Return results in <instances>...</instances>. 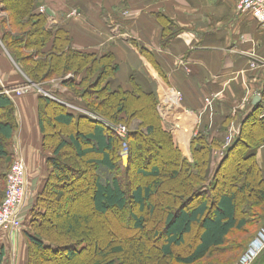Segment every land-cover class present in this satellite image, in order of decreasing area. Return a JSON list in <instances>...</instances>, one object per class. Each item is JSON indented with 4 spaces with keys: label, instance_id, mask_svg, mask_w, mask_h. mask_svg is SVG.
Here are the masks:
<instances>
[{
    "label": "trees",
    "instance_id": "obj_1",
    "mask_svg": "<svg viewBox=\"0 0 264 264\" xmlns=\"http://www.w3.org/2000/svg\"><path fill=\"white\" fill-rule=\"evenodd\" d=\"M40 6V0H0V13L7 15L0 17V39L24 75L21 84L32 82L42 85L53 78H62L71 73L75 78L81 76V80H67L65 85L71 94L86 103V109L112 123L127 121L135 128L130 127L126 141L112 131V135L108 133L103 125L91 117L78 115L57 100L39 96V129L43 138L41 148L50 151L51 155L46 161L48 175L45 183L35 194L34 205L22 222L29 245L28 264H72L75 259L84 256L87 250L92 251L84 258V264H117V259L113 258L115 255L129 256L128 261L119 257L118 261L122 260L125 264H197L208 258L214 250L223 248L234 231H243L248 225L247 218L239 210L247 197L253 198L252 201L257 205L264 203V175L253 154L264 144V118H259L261 110L244 123L240 136L233 141L212 178L213 187L210 186V190L214 194H208L206 185L210 181L212 152L222 146L223 140L210 141L204 134L196 135L191 142L193 162H190L183 156L173 134L164 125L156 94L146 93L135 83L133 91L122 88L113 91L108 81L118 72L114 54L75 49L70 31L64 26H50L48 16L39 11ZM8 25L11 31L5 32ZM48 108L53 114L50 118L48 116V121L53 119L60 127L69 129H59V133L55 134L58 140L53 149L50 148L52 141L48 138L44 118ZM16 110L12 97L0 86V113L5 114V119H0V204L7 192L8 171L16 159L15 136L19 129ZM76 127L84 130L73 131ZM148 137L164 145L175 158L170 178L173 181L180 178L183 187L179 200L181 207L176 212L170 211L165 220L164 244L157 248V260H153L152 248H145L143 238L134 243L135 247L129 248V251L122 242L111 250H108L112 246L109 243L106 249L108 252L101 250L97 241L92 247V243L85 240L84 233V229L93 223L89 215H64L58 206L55 209L57 217L50 215L46 197L53 193L57 203L61 202L65 191L71 187L69 180L72 177H69V173L75 181L84 177L82 170L64 161L63 151L68 149H73L78 159H84L90 154L98 157L93 161L99 174L93 183L90 211L105 217L110 211L126 210L129 205L128 192L118 177L122 166L121 152L127 142L130 148L129 162L122 169L129 170L134 160L133 145L140 147ZM84 145L89 148L84 149ZM114 153H117L120 162L118 159L116 161ZM241 168L244 171V186L240 189H227V182L236 179ZM135 172L137 176L150 179L151 183L132 189L131 199L141 211L148 206L153 213L154 207L149 205V201L162 186V173L158 167L145 171L139 166ZM223 175L224 188H218ZM214 197L215 209L211 211L209 200ZM59 219L60 223L57 222ZM131 219L134 221V229L143 236L147 227L145 217L131 214ZM194 225L201 226L196 244L185 255L176 254V249L185 246L186 236L192 232ZM61 229L62 234H55L58 233L56 230Z\"/></svg>",
    "mask_w": 264,
    "mask_h": 264
},
{
    "label": "crops",
    "instance_id": "obj_2",
    "mask_svg": "<svg viewBox=\"0 0 264 264\" xmlns=\"http://www.w3.org/2000/svg\"><path fill=\"white\" fill-rule=\"evenodd\" d=\"M40 3L50 26L70 31L75 49L114 54L118 72L110 79L113 90L133 91L135 83L156 94L164 125L190 162L196 135L223 140L212 152L220 164L232 146L225 137H239L259 109V118H264V29L251 14L239 13L238 0ZM21 76L0 53V77L7 79L6 86L22 85ZM256 97L261 99L258 104ZM38 98L33 90L12 97L19 126L14 152L23 156L28 170L26 214L45 183L50 156L41 148ZM253 154L264 175V144ZM28 246L23 229L0 233V264H28Z\"/></svg>",
    "mask_w": 264,
    "mask_h": 264
},
{
    "label": "rangeland",
    "instance_id": "obj_3",
    "mask_svg": "<svg viewBox=\"0 0 264 264\" xmlns=\"http://www.w3.org/2000/svg\"><path fill=\"white\" fill-rule=\"evenodd\" d=\"M2 7L3 6H1V8ZM6 16V13H0V17ZM7 28L8 30L4 28L5 32L11 31L9 25L7 26ZM0 33L2 34L1 26ZM0 53L6 54L7 57L10 58V62L14 66L16 71L19 72V68L13 62L9 53L6 51L1 39ZM24 53L26 54L27 51H24ZM21 78L23 77L21 76ZM71 79L81 80V76L75 78V76L71 73L62 78H53L42 85H37L32 82H29L26 85L10 87L9 89L6 86L7 82H5L7 79L5 80L4 78L0 77V86L5 89V92L9 91V96L11 97H19L17 93L13 92L14 90L29 87L28 91L33 90L39 96L49 97L51 99L57 100L58 102L70 108V110L75 111L78 115H86L91 117L92 119L98 121L101 125H103L104 128L108 130V133L112 135L113 132V134H116L127 141L129 131L131 129L130 127H132L133 129L135 128L134 125H131L132 123L128 124L127 121L115 124L111 121H107L106 119L97 114H94L93 112H90L88 109H86V103L82 101L81 98H78L75 95L71 94L69 87L65 85V81ZM108 82H110V80ZM93 90L96 91L97 89L94 88ZM45 112L46 114H44V118L46 122V131L48 138H50L49 140L52 141V146H50V148L53 149L54 145L57 143L58 140V137H56L55 134L59 133V129L62 131H69V129L60 127L58 124H56V122L53 121V119L51 120V122L50 120L48 121V116L50 118L51 116H53V114L49 108L46 109ZM138 116L140 115L138 114ZM0 119H5V114L2 112L0 113ZM113 125H121L126 127L128 133L125 136H121L119 133H116L112 130ZM83 130V128L76 127L73 131ZM226 138L227 137H225V140ZM133 146L134 160L132 161L130 169L126 171L122 169V167L125 168L129 162L130 148L128 146V143L126 142L121 152L122 166H120L118 172V177L121 180L122 185L125 189H127L128 192L129 205L126 210L122 212L110 211L105 217H99L98 215L90 211L92 205L91 195L93 192V183L95 181V178L99 174L93 161L98 157L95 154H90L84 159H78L73 149L63 151V159L71 167L82 170L84 177H81L80 180L75 181L73 175L69 173V177H72L71 180H69V184L71 185V187L70 189L67 188V190L65 191V195L61 199V202L57 203L56 196L52 193L46 197V203L49 206L50 215L54 214V217L56 216L55 209L57 206L58 209L61 211L60 213H63L64 215L81 214L85 216H91L93 223L84 229V233L86 235L85 240L88 241V243H92L90 244L92 245V247L97 241L100 244L101 250H105L106 252H108V250L115 249L120 246V242H122L125 249L129 251V248L131 249L132 247H135L134 243L143 238L145 240V248H152L151 251L153 254V260H157L159 255V251L157 248L161 247L164 244L163 231L165 229V220L170 211L176 212L181 207L179 200L182 197V194L180 192L183 191V187L180 178L174 181L170 178V170L172 168L173 163L175 162V158L172 156V154H169V151L164 145L161 146L156 141H152V139L148 137L147 141L143 142L140 147H138V145ZM83 148L88 149L89 146L84 145ZM43 152L45 154L51 155L50 151ZM114 158L116 159V161L118 159V162H120L117 153H114ZM218 162L219 159L215 158H213L211 161L210 181L206 185V188L208 189V194H210V192L214 194V191L212 192V190H210V186H212L213 184L212 178L216 172L217 165H219ZM137 166L141 167L145 171H149L153 167H158L162 173V186L158 190L157 195L149 201V205L154 207L153 213H151V210L148 206H146L141 211L140 207L134 204L131 199L130 191H132V189L139 185H148L151 183L150 179L136 175L135 168ZM10 171H8L7 177L9 176ZM243 173L244 171L241 168V171L237 172L236 174L237 178L231 182H227L226 188L230 190H232L231 188H242L245 182H243ZM223 182H225L224 175L220 178L218 188H224L223 185L225 183L223 184ZM247 198L248 199L244 201L242 206L239 207L241 214L248 220L247 227L243 231H234L227 239V242L223 248L214 250L208 258L200 261L197 264H236L240 261L242 256L246 253L252 242L255 240L259 231L264 227V203L261 205H257L252 201L253 198H251L250 196H248ZM198 199L202 198H197V200ZM209 202L210 209L211 211H213V209H215V197L210 198ZM131 214H137L138 216L145 217L147 227L143 236L139 231L134 229V221L131 219ZM54 217L53 219H55ZM57 222L60 223L61 220L59 219L57 220ZM57 231L58 233L55 234L63 233L62 229L61 231L56 230V232ZM156 233H159L160 235H157ZM200 233L201 226L194 225L192 228V232L188 236H186L184 244L185 246L183 248L176 249V254L185 255L189 250H191L192 246L196 244ZM82 241L83 240L79 241L80 245ZM109 243H111L112 246L108 248V250H106L107 245H110ZM236 247L237 250L235 249ZM230 248H232L233 250H230ZM91 251L92 250L85 251L84 256L75 259L71 263L84 264L86 261L84 258L91 254ZM64 255L62 256L64 257ZM119 257H121L122 259L125 258L127 259V261L129 260V256L126 258L120 255H115L113 258L117 259V264H125L122 260L118 261ZM161 264H164V262H162Z\"/></svg>",
    "mask_w": 264,
    "mask_h": 264
},
{
    "label": "built area",
    "instance_id": "obj_4",
    "mask_svg": "<svg viewBox=\"0 0 264 264\" xmlns=\"http://www.w3.org/2000/svg\"><path fill=\"white\" fill-rule=\"evenodd\" d=\"M237 9L240 14H251L261 28L264 29V0H238ZM51 16V15H50ZM256 68V64H251ZM29 87L14 90L21 96L28 92ZM9 94V91L6 92ZM112 130L125 136L126 127L113 125ZM234 141V134L227 137V146ZM28 170L25 159L17 154L8 176L7 192L0 205V233L18 231L22 229V222L26 215V201L28 198ZM264 253V227L259 231L246 253L236 264H257L258 258Z\"/></svg>",
    "mask_w": 264,
    "mask_h": 264
},
{
    "label": "water",
    "instance_id": "obj_5",
    "mask_svg": "<svg viewBox=\"0 0 264 264\" xmlns=\"http://www.w3.org/2000/svg\"><path fill=\"white\" fill-rule=\"evenodd\" d=\"M260 100V97H256V99L254 100V104H258ZM257 264H264V253L258 258Z\"/></svg>",
    "mask_w": 264,
    "mask_h": 264
}]
</instances>
